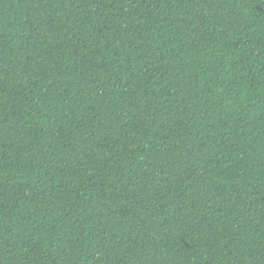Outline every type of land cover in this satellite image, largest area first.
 <instances>
[{"label":"trees","instance_id":"trees-1","mask_svg":"<svg viewBox=\"0 0 264 264\" xmlns=\"http://www.w3.org/2000/svg\"><path fill=\"white\" fill-rule=\"evenodd\" d=\"M0 264H264V0H0Z\"/></svg>","mask_w":264,"mask_h":264}]
</instances>
